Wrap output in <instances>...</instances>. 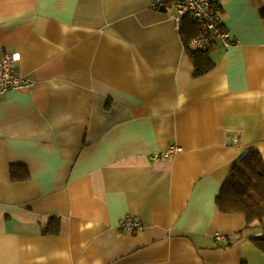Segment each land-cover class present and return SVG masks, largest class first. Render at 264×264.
Returning <instances> with one entry per match:
<instances>
[{"label": "crops", "instance_id": "0c3cea01", "mask_svg": "<svg viewBox=\"0 0 264 264\" xmlns=\"http://www.w3.org/2000/svg\"><path fill=\"white\" fill-rule=\"evenodd\" d=\"M263 9L223 0L236 44L197 77L170 4L0 0V61L34 83L0 97V264H264V223L217 204L264 159Z\"/></svg>", "mask_w": 264, "mask_h": 264}, {"label": "trees", "instance_id": "16d2710c", "mask_svg": "<svg viewBox=\"0 0 264 264\" xmlns=\"http://www.w3.org/2000/svg\"><path fill=\"white\" fill-rule=\"evenodd\" d=\"M264 16V9L262 10ZM185 47L189 50V41L202 34L199 26L188 20L181 31ZM190 51V50H189ZM195 64V76L207 74L213 68L209 52L200 53L190 51ZM20 166L12 167L11 175L14 181L19 180L23 173ZM28 174L27 170L24 172ZM217 204L221 212L226 214H242L246 218L247 228L263 225L264 223V159L256 149H250L236 163L229 177L225 181ZM54 221V219H53ZM50 229V227H49ZM49 229L46 232H49ZM256 245L264 251V237L254 240Z\"/></svg>", "mask_w": 264, "mask_h": 264}, {"label": "built area", "instance_id": "2783aa9c", "mask_svg": "<svg viewBox=\"0 0 264 264\" xmlns=\"http://www.w3.org/2000/svg\"><path fill=\"white\" fill-rule=\"evenodd\" d=\"M223 0H153V8L161 9L166 4L172 5L177 13L176 25L181 32L184 20L189 19L197 24L202 31L201 35L192 38L189 43V50L192 52H210L218 43L225 48L233 47L236 42L230 39V35L223 27V21L218 14ZM20 56L18 54L6 53L0 61V97L10 91L32 89L34 83L23 76L19 69ZM181 149L177 148V152ZM125 232L142 231L143 223L129 217L121 224ZM219 241L225 240L218 235Z\"/></svg>", "mask_w": 264, "mask_h": 264}, {"label": "rangeland", "instance_id": "374dc122", "mask_svg": "<svg viewBox=\"0 0 264 264\" xmlns=\"http://www.w3.org/2000/svg\"><path fill=\"white\" fill-rule=\"evenodd\" d=\"M218 12H219V9H218ZM219 14V13H218ZM219 16H220V14H219Z\"/></svg>", "mask_w": 264, "mask_h": 264}]
</instances>
